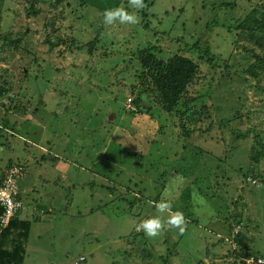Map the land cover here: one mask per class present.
I'll use <instances>...</instances> for the list:
<instances>
[{"label": "rangeland", "instance_id": "1", "mask_svg": "<svg viewBox=\"0 0 264 264\" xmlns=\"http://www.w3.org/2000/svg\"><path fill=\"white\" fill-rule=\"evenodd\" d=\"M146 1L46 0L37 17L28 0L0 3V83L17 124L0 133V164L26 166L19 186L33 213L26 226L0 227V257L21 245L23 264H235L242 238L264 260V185L247 180L264 175V31L243 27L256 13L264 21V0ZM117 7L139 23L106 26L104 11ZM150 55L199 66L172 113L144 67ZM138 97L132 117L126 103ZM252 151L263 156L256 169ZM162 200L184 213L186 231L149 238L137 226L169 216L154 206Z\"/></svg>", "mask_w": 264, "mask_h": 264}, {"label": "trees", "instance_id": "2", "mask_svg": "<svg viewBox=\"0 0 264 264\" xmlns=\"http://www.w3.org/2000/svg\"><path fill=\"white\" fill-rule=\"evenodd\" d=\"M2 1L3 0H0V3ZM28 1L30 2V8L27 10L28 11L27 12L28 17H31V16L37 17L39 15L40 10H37L35 8L36 5L41 4L43 2H46V0H28ZM60 1L61 0H58V2H60ZM79 1L82 3V5L86 4L85 0H79ZM107 3H108L107 4L108 6H111L113 4H116L117 0H107ZM256 16H257V13L253 14L251 23L249 22V19H248L244 22L245 25L243 27H245L249 30L250 29L253 30V28L255 29V26L252 28V25L255 23V24H258V30L264 31V21L259 22V20L255 18ZM209 25H211V23H209ZM5 37L6 36H2V40L4 41V45L6 46V48L10 47L16 43L14 40L9 43V40ZM94 41L97 42L96 38H95V40H92V42L89 43V45L91 46L90 50L94 49L92 47L94 45ZM59 42L63 43V40L58 39V43ZM79 48L82 49L83 47H79ZM143 61H144V67L150 69L152 72L150 77L152 78L153 85L155 86L156 92L158 93V96H159L158 100H159L160 104L162 105V107L164 108L165 111H167L168 113H172L174 110H176L175 108H176V106H178V103H180V101L184 98V94L187 92L188 85L194 83L195 80L197 79V76L199 74L198 64L194 60L189 59V58H185V57L180 56V55H176L172 58H169L166 62H164L163 60L157 59L154 56L150 55V56L144 57ZM9 90H10L9 85H5L4 83H0V101L6 99V96L9 93ZM191 102H192V99L185 100V102H184V105L187 109L186 112H184L185 115H187L190 111ZM142 103H143V101H141L140 97H138L136 100H133L131 102V104L133 106H135L136 108H138V110L141 108ZM126 106H127V103H126ZM7 107L8 108L6 110H8V111H12L15 108L9 104L7 105ZM10 108H12V109H10ZM126 110H128V109H126ZM138 110L133 111L132 109H130L128 111L133 117L135 114L138 113ZM140 110H142V109H140ZM140 113H142V111H140ZM198 123L199 122H195V125H197ZM10 126H11V128H13L12 125H9L7 123H3L2 125H0V133L3 130L9 131L8 127H10ZM210 127H211V125H210ZM262 157L263 156H261L257 152L252 153L251 160L253 161L254 169H256L257 166L260 164V162L262 161L261 160ZM7 164H8V166L1 170L0 181H2L5 178V175H7L9 173V170L13 166H18L19 168H20V166L26 167L24 164H22L20 162L15 164L14 161H9ZM252 179H254L255 181L256 180L258 181V179H260V181H261L260 184L256 183V184H252V185H254L256 187H263L262 184L264 185V175L263 176L259 175L258 177H256L255 173H249V175L247 176L248 182L252 183V181H251ZM146 190H147V188H144L142 191L137 192V194L135 195L136 199L141 200L144 197L146 198V195H145ZM127 191L130 195L132 194L130 189H128ZM20 197L22 199L21 195H20ZM241 200H242V198H240V199L238 198L236 203L240 204ZM129 208L133 209V212H134L133 205H130ZM1 212H2V208L0 207V215H1ZM19 213H17L15 215V217L12 219V221L9 225L10 228L15 227L17 224H19L21 226H23L24 224H25L24 226H26L28 224V222H26V221L21 222V220L18 219ZM8 228L4 229L5 232H8L10 230ZM26 229L28 230L27 227H26ZM0 230H1V228H0ZM239 235L240 234H237V236H239ZM21 237H23L26 240V238L28 237V233L27 232L22 233ZM235 242L241 246V249L238 252H234V254H233V258L235 259V264H236V262H241L240 264H243V262L241 260L243 258L250 257L251 253L245 252L244 247L245 246L247 247V245L244 244L242 238H236ZM24 243H26V242H24ZM243 244L245 246H243ZM20 248H22L21 245H18V248L14 251V253L11 254L9 252L8 255H3L2 257H0V264H23L22 261H20L18 259V256L21 254ZM243 252H245V254ZM124 254H126V253H124ZM164 263H166L165 260H164Z\"/></svg>", "mask_w": 264, "mask_h": 264}, {"label": "clouds", "instance_id": "3", "mask_svg": "<svg viewBox=\"0 0 264 264\" xmlns=\"http://www.w3.org/2000/svg\"><path fill=\"white\" fill-rule=\"evenodd\" d=\"M128 2L129 5L135 9H143L146 7L144 0H128ZM103 17V22L106 26L114 25L117 21L122 25H135L139 23V17L135 13H130L123 7L106 9L103 13ZM154 206L161 214L169 212V216L166 219L162 215L148 218L137 226V231L143 230L145 235L149 238L159 236L166 228H177L181 234L186 231L188 222L183 212L177 211L172 213L171 203L163 200L155 203ZM247 264H253V262L248 260Z\"/></svg>", "mask_w": 264, "mask_h": 264}, {"label": "built area", "instance_id": "4", "mask_svg": "<svg viewBox=\"0 0 264 264\" xmlns=\"http://www.w3.org/2000/svg\"><path fill=\"white\" fill-rule=\"evenodd\" d=\"M133 100L127 101V106L129 105L133 111H136V107L131 104ZM135 107V108H134ZM23 172L22 169L18 166H13L5 178L0 181V207L2 208V212L0 215V227L7 228L12 219L15 217L17 213H19L24 208L23 200L21 199V190L19 187V180L22 177ZM252 184L259 183L257 180H251ZM241 229V225H239L235 229V233L238 234ZM251 260L253 264H264V260L262 258L256 257H248L242 260L243 264H247V261Z\"/></svg>", "mask_w": 264, "mask_h": 264}, {"label": "crops", "instance_id": "5", "mask_svg": "<svg viewBox=\"0 0 264 264\" xmlns=\"http://www.w3.org/2000/svg\"><path fill=\"white\" fill-rule=\"evenodd\" d=\"M8 105V102L7 101H5V100H1L0 101V125H2L3 123H7V124H9V125H12L14 128L17 126V124H15L16 122H12V119L10 118V117H7V115H6V106ZM13 111V110H12ZM1 113L2 114H4L5 113V115H4V117L1 115ZM27 113V110L25 111V114ZM25 119H27L26 117H25ZM14 120V119H13ZM10 127H8V130H10L9 129ZM33 145H35L36 147H37V149H40L41 150V152L42 151H44V152H46V149L44 148V146H43V144H33ZM50 155H52L51 153H49ZM1 164H0V173H1V170L2 169H4V168H6L7 166H8V164H7V162L6 161H3V160H1ZM55 168H56V166H55ZM57 169H59L60 170V173L62 172V170L64 169V170H66L67 171V168H65V165L63 164V163H61V161L60 160H57ZM29 177H32V175L31 176H29ZM22 178V177H21ZM20 178V179H21ZM46 182H48V180H45ZM19 182H20V180H19ZM20 187V186H19ZM32 191L34 192V194L38 191V189L34 186V185H32ZM30 189V190H31ZM20 190H21V192L23 193V192H25L26 190H27V188L26 187H24V186H22L21 188H20ZM31 191V192H32ZM48 192V191H47ZM28 193H30V192H28ZM22 196V195H21ZM30 205V204H29ZM42 208H45L48 212H51L52 211V209H54V203H50V204H48L47 205V207H42ZM24 210V209H23ZM22 210V211H23ZM22 211H20V214L18 215V219H20L21 221L23 220V221H26V220H28L32 215H33V213L31 214L30 212H31V209L29 208L28 209V212L27 213H25V211L26 210H24L23 212ZM22 212V213H21ZM21 214H23L22 216H20ZM48 214V213H47ZM44 224V223H43ZM46 224V223H45ZM249 249H248V247H246V249H245V251H248ZM250 251V250H249ZM250 253V252H249Z\"/></svg>", "mask_w": 264, "mask_h": 264}]
</instances>
